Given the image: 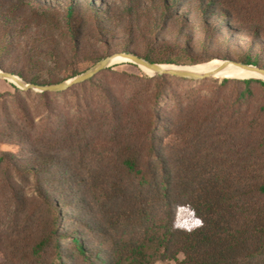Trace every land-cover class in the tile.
I'll return each instance as SVG.
<instances>
[{"label":"rangeland","instance_id":"374dc122","mask_svg":"<svg viewBox=\"0 0 264 264\" xmlns=\"http://www.w3.org/2000/svg\"><path fill=\"white\" fill-rule=\"evenodd\" d=\"M92 1L109 13L110 23L101 24L99 31L90 26L87 35L78 36L79 72L98 56L152 49L182 60L163 63L174 66L200 65L222 55L236 60L246 52L264 61V0H236L226 15L206 0H177L165 15H159L163 0ZM17 2L0 0V17ZM129 9L133 13L126 17ZM9 64L2 61L1 67L9 70ZM261 81L157 75L132 60L117 61L82 83L46 95L0 78V155L5 156L0 162V264H107L108 244L89 213L99 209L101 190L95 180L113 181L119 192L130 186L134 177L121 153H134L145 166L151 139L156 151L174 157L193 155L229 138L241 150L234 168L252 159L264 169ZM187 126L193 136L185 142L181 134ZM34 146L52 155L48 158L54 159L53 165L31 172L37 162ZM197 224L188 210L176 211L178 228Z\"/></svg>","mask_w":264,"mask_h":264},{"label":"trees","instance_id":"16d2710c","mask_svg":"<svg viewBox=\"0 0 264 264\" xmlns=\"http://www.w3.org/2000/svg\"><path fill=\"white\" fill-rule=\"evenodd\" d=\"M206 1L217 3L226 10L225 15L237 5L236 0ZM176 2L163 0L164 12L159 15H165ZM20 9H26L25 13L19 14ZM126 12V17L133 13L130 9ZM108 21L109 13L92 0H67L66 5L58 6L18 0L0 17V68L2 61H6L10 69L2 70L39 85L75 77L83 72H79L76 62L82 53L78 36L87 35L93 25L99 31L101 24ZM178 49L184 52L183 48ZM135 54L152 63H183L164 49ZM102 58L87 62L95 64ZM214 59L264 69V61L247 52L236 60L222 55L209 61ZM20 61L23 62L17 68ZM64 71L67 73L63 74ZM261 83L264 87V81ZM185 130L181 138L188 142L193 134L190 126ZM28 140L24 137V141ZM150 144L151 154L145 166L134 153H121L124 166L134 177L124 190L119 192L120 186L113 181L95 180L96 188L101 190L99 209L92 208L89 213L98 220L96 229L101 230L108 244L107 264H264L263 167L247 159L234 168L241 150L229 138L193 155L174 157L156 151L153 139ZM34 150L37 162L31 172L38 166L44 169L53 165L54 159L48 158L52 155L35 146ZM4 160L5 156L0 155V162ZM117 201L120 206L115 207ZM180 208L196 218L197 226L181 229L175 225ZM76 246L84 252L81 244Z\"/></svg>","mask_w":264,"mask_h":264},{"label":"water","instance_id":"95a60500","mask_svg":"<svg viewBox=\"0 0 264 264\" xmlns=\"http://www.w3.org/2000/svg\"><path fill=\"white\" fill-rule=\"evenodd\" d=\"M117 56H123V57H128L130 58L135 64L148 68L154 72V74L157 75H172V76H177V77H182V78H189V79H204L207 77H211L212 73H206V74H197L194 72H190L187 70L183 69H164L162 68L163 65L165 64H158V63H152L144 58H141L137 55L134 54H125V53H120L119 55L114 54L111 56L104 57L100 59L98 62L93 64L91 67H89L87 70L83 71L82 73L76 75L75 77H72L68 80L61 81L58 83H53V84H45V85H39V84H34V83H29L21 79L19 76H16L8 71L0 69V78H5L13 82L15 85L19 86L23 90H37L40 92H45V91H51V92H56V91H63L75 84L82 83L90 78H92L94 75L102 71L103 69L109 67L112 64V60L114 57ZM224 62H232L234 64H237L245 69L251 70V71H256L259 72L264 76V69L260 68L258 66L254 65H248L244 64L241 62H235V61H230V60H220ZM264 80V78H260Z\"/></svg>","mask_w":264,"mask_h":264},{"label":"bare ground","instance_id":"6f19581e","mask_svg":"<svg viewBox=\"0 0 264 264\" xmlns=\"http://www.w3.org/2000/svg\"><path fill=\"white\" fill-rule=\"evenodd\" d=\"M122 60H131L128 57L123 56H117L114 57L112 60V64L117 61ZM144 68V67H143ZM162 68L164 69H183L190 72H194L197 74H206V73H212V76L216 77H227V78H244V77H255V78H264L262 74L256 71H251L248 69H245L237 64H234L232 62H224L220 61L218 59L211 60L208 63H203L200 65H180V66H174V65H163ZM145 70L154 73L152 70L145 68Z\"/></svg>","mask_w":264,"mask_h":264}]
</instances>
